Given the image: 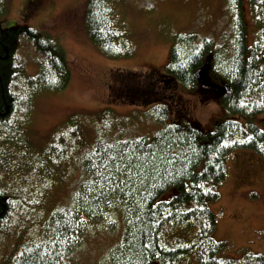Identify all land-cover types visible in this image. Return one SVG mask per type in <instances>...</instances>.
<instances>
[{
  "label": "rangeland",
  "instance_id": "rangeland-1",
  "mask_svg": "<svg viewBox=\"0 0 264 264\" xmlns=\"http://www.w3.org/2000/svg\"><path fill=\"white\" fill-rule=\"evenodd\" d=\"M38 1L0 0V22L7 29L32 28L60 42L71 81L60 92L34 91L21 78L19 101L23 99L20 105L29 114L21 119V128L14 123L11 130L8 124L0 135V188L18 201L11 202L9 214L0 220V264H15L23 251L46 242L55 229L52 215L57 209L74 211L78 187L89 182L85 166L97 142L150 141L164 123L185 119L203 128L212 126L223 110L216 95L212 92L208 100V91L199 94L186 88L164 75L165 69L173 46L187 45L194 51L208 40L214 44L212 77L225 81L239 19L233 0H112L109 30L117 36L111 44L115 55L109 57L91 39L89 0H42L37 5ZM243 5L248 43L253 44L264 38V5L257 11L247 0ZM193 35L196 38L189 40ZM15 48V61L26 77H34L41 55L21 37ZM133 81L144 87L130 92L125 85ZM145 90L148 95L142 94ZM164 107L168 115L158 120L156 109ZM121 185L129 184L122 180ZM107 193L113 194L105 187ZM218 193L220 199L210 205L217 216L215 240L225 242L229 256L238 262L247 251L264 256V154L243 148L230 151ZM109 200L103 218L75 224L73 249L58 264H115L128 209ZM172 232L171 237L187 245L198 228ZM189 264L198 263L190 259Z\"/></svg>",
  "mask_w": 264,
  "mask_h": 264
},
{
  "label": "trees",
  "instance_id": "trees-1",
  "mask_svg": "<svg viewBox=\"0 0 264 264\" xmlns=\"http://www.w3.org/2000/svg\"><path fill=\"white\" fill-rule=\"evenodd\" d=\"M111 1L89 0L87 4L91 39L109 57L115 55L111 53V44L117 36L109 30L112 28L108 14ZM247 1L253 11L264 5V0ZM244 2L233 0L239 19L233 58L226 70V82L232 94L220 99L224 113L212 123L214 134L213 138L208 137V146L193 128L184 129L177 122L164 123L150 141L97 142L94 154L86 161L89 182L78 187L74 211L57 209L52 215L55 229L51 237L19 254L15 264H58L73 249V236L78 235L75 224L84 219L103 218L104 207L112 202L109 199L123 203L128 209L125 236L113 255L115 264H189L190 259L198 264H264L263 255L249 251L240 257L242 262L229 256L227 244L214 238L217 216L210 209L220 199L218 186L226 179L230 151L244 148L264 154V38L248 43ZM32 8L29 2V9ZM20 37L30 41L42 57L34 77H26L24 67L15 61V56L10 58L9 47L14 54ZM186 46H173L165 75L194 90L196 71L208 55L214 57V44L206 40L194 51ZM1 52L2 58L6 55L8 58L6 64H0V74L5 75L0 101H9L11 87L16 86L19 94L22 92L21 78L34 91L60 92L71 81V68L63 46L35 29H7L0 22ZM12 70L16 76L11 75ZM22 101L19 102L22 104ZM29 102L30 98L26 103ZM22 110L26 111L23 107ZM158 110L155 113L158 120L166 119L168 110L165 107ZM123 166L126 168L122 169ZM122 180L129 185L123 187ZM105 187L113 194L105 196ZM5 195L4 192L2 196ZM193 226L198 228V234L191 244H180L171 237L174 229Z\"/></svg>",
  "mask_w": 264,
  "mask_h": 264
},
{
  "label": "flooded vegetation",
  "instance_id": "flooded-vegetation-1",
  "mask_svg": "<svg viewBox=\"0 0 264 264\" xmlns=\"http://www.w3.org/2000/svg\"><path fill=\"white\" fill-rule=\"evenodd\" d=\"M41 2H42V0H39L37 2V5L41 4ZM31 5L33 7L32 3H31ZM5 47H6V44H5V46H3V48L6 51V53L8 54L9 50ZM9 49H10V56H11L10 58L12 59L14 57L13 48L9 47ZM4 50H3V53H4ZM0 54H2V52ZM7 56L8 55H6L5 57L2 58L0 55V64L5 62V60L8 58ZM5 64H6V62H5ZM11 75L16 76V74L14 73V70L11 71ZM162 81H163V83H165L167 81V79H162ZM4 82H5V75L2 76L0 74V94L4 93V90H5ZM221 83H223V82L221 81L220 83H218L215 81L214 85L220 86ZM133 84H134V81L131 84V86L125 85V87L132 93L138 92L139 88L144 87V85H140L138 87V86H135ZM12 86H14V85H12ZM7 88H10V86H8ZM16 89H17L16 86L11 87L12 92H10L8 95V97L10 98L9 101L6 99H3V101H0V135H4V133H1V131L4 132L5 131L4 127L6 128V126L8 124L10 125V127H12L11 130H15L14 129V123L16 124L17 129L21 128L20 127L21 119L26 117L29 114V111H23L22 110V107H21L20 102H19V93L17 92ZM197 91H199L198 88H197ZM142 94L148 95L146 90H145V93H142ZM207 95H208V100H209V98H212V95L210 92H208ZM158 96H160V95L158 94ZM4 100H6V101L4 102ZM223 113H224V111H222V114ZM175 122H177L179 125H183L184 129H187L188 127L193 128V130H195L196 132H198V134H200L201 140L202 141L204 140V143H203L204 145L208 146V137L213 138L212 134H214V133L212 130V126H209V127L207 126V127L203 128V126H200V124H197L196 122L188 120V119H185L184 121H175ZM2 191L5 192L3 189L0 188V220L4 219L9 214L10 209H11V207H10L11 202L12 201L18 202L15 198V195L9 196L5 192L6 195L2 196V195H4V193Z\"/></svg>",
  "mask_w": 264,
  "mask_h": 264
},
{
  "label": "water",
  "instance_id": "water-1",
  "mask_svg": "<svg viewBox=\"0 0 264 264\" xmlns=\"http://www.w3.org/2000/svg\"><path fill=\"white\" fill-rule=\"evenodd\" d=\"M212 62H213V57L208 56L206 58L204 65L196 72V77L199 85L203 88H208L212 90L214 88V92L216 93L217 97L223 96L225 94L230 96L232 94V88L229 85L224 84L222 87H220L212 83V79H211V72L213 70Z\"/></svg>",
  "mask_w": 264,
  "mask_h": 264
}]
</instances>
